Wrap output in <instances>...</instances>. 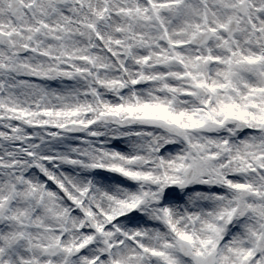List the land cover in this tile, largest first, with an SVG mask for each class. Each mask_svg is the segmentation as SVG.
<instances>
[{
    "label": "snow or ice",
    "instance_id": "obj_1",
    "mask_svg": "<svg viewBox=\"0 0 264 264\" xmlns=\"http://www.w3.org/2000/svg\"><path fill=\"white\" fill-rule=\"evenodd\" d=\"M0 264H264V0H0Z\"/></svg>",
    "mask_w": 264,
    "mask_h": 264
}]
</instances>
